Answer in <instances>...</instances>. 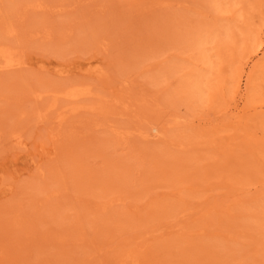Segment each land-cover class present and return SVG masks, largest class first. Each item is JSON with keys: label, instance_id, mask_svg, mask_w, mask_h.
<instances>
[{"label": "rangeland", "instance_id": "374dc122", "mask_svg": "<svg viewBox=\"0 0 264 264\" xmlns=\"http://www.w3.org/2000/svg\"><path fill=\"white\" fill-rule=\"evenodd\" d=\"M0 264H264V0H0Z\"/></svg>", "mask_w": 264, "mask_h": 264}, {"label": "bare ground", "instance_id": "6f19581e", "mask_svg": "<svg viewBox=\"0 0 264 264\" xmlns=\"http://www.w3.org/2000/svg\"><path fill=\"white\" fill-rule=\"evenodd\" d=\"M155 130V128H153V131Z\"/></svg>", "mask_w": 264, "mask_h": 264}]
</instances>
